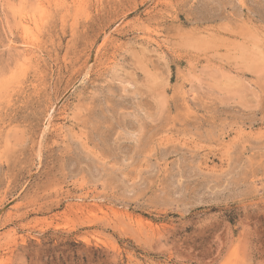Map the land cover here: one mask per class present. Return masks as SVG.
<instances>
[{"label":"rangeland","instance_id":"rangeland-1","mask_svg":"<svg viewBox=\"0 0 264 264\" xmlns=\"http://www.w3.org/2000/svg\"><path fill=\"white\" fill-rule=\"evenodd\" d=\"M0 264H264V0H0Z\"/></svg>","mask_w":264,"mask_h":264},{"label":"bare ground","instance_id":"bare-ground-1","mask_svg":"<svg viewBox=\"0 0 264 264\" xmlns=\"http://www.w3.org/2000/svg\"><path fill=\"white\" fill-rule=\"evenodd\" d=\"M41 4H42V3H41ZM58 4H59V3H58ZM32 20H33V19H32ZM36 20H37V19H36ZM44 20H45V19H44ZM31 33H32V32H31ZM28 34H29V33H28ZM19 46H20V45H19ZM26 47H27V46H26ZM37 50H38V49H37ZM22 53H23V52H22ZM20 56H21V55H20ZM46 58H47V57H46ZM47 120H48V121H47L46 124H47V126H48V125L50 124V119L48 118Z\"/></svg>","mask_w":264,"mask_h":264}]
</instances>
